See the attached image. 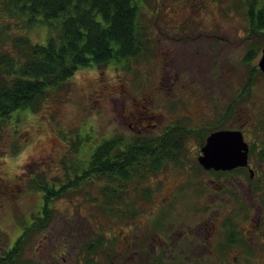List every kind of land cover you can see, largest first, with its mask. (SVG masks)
Returning a JSON list of instances; mask_svg holds the SVG:
<instances>
[{
  "label": "rangeland",
  "instance_id": "obj_1",
  "mask_svg": "<svg viewBox=\"0 0 264 264\" xmlns=\"http://www.w3.org/2000/svg\"><path fill=\"white\" fill-rule=\"evenodd\" d=\"M136 4L138 24L146 38V51L140 57L113 59L103 67L78 68L62 88L51 90L38 110L14 112L0 130V177H20L24 190L14 208L0 216L3 230L15 223L19 233L30 223L31 215L42 208L43 194L30 180L34 175L49 187L63 184L67 174L74 175L76 165L87 164L103 138L141 137L138 127L128 118L130 113H139L145 122L151 117L158 120L160 129L209 128L223 117L235 90L257 67L264 32L252 35L242 0H139ZM97 20L101 21V17L97 16ZM4 23H10L12 35H22L40 45L54 37L59 28L44 22L24 29L0 13V24ZM255 79L253 101L262 107L264 76ZM250 106V102L244 103L242 112H236L238 120ZM188 147L180 154L186 165L198 154L195 142L190 141ZM185 174L184 169L171 164L155 178L150 175L143 182L131 181L127 193L129 213L136 212L129 218L131 226L139 230L142 203L150 208L160 205L164 182L170 187ZM105 185L101 181L81 184L69 190L54 207L64 209L69 198L81 207V214H89L88 223L94 222L91 213H97L100 226L121 223V212H105ZM120 200L112 205L123 210L126 205ZM187 200V195L181 199L170 197L160 205L161 211L185 207ZM14 210L16 215L12 217L9 213ZM14 240L10 238L9 246ZM32 249V244H27L23 256Z\"/></svg>",
  "mask_w": 264,
  "mask_h": 264
},
{
  "label": "flooded vegetation",
  "instance_id": "obj_2",
  "mask_svg": "<svg viewBox=\"0 0 264 264\" xmlns=\"http://www.w3.org/2000/svg\"><path fill=\"white\" fill-rule=\"evenodd\" d=\"M259 75L264 76V72L258 66L253 67L246 82L235 90L236 95L226 105L223 117L209 128L160 129L158 120L151 117L145 122L139 113L132 112L128 118L138 127L141 137L103 138L117 142L110 150L113 159L93 160L98 145L87 164L76 165L74 175L67 174L63 184L49 187L34 175L30 180L37 192L43 194V206L31 215L30 223L19 233L14 229L15 223L8 230L0 228V264H264V105L259 107L253 101L255 78ZM249 102L251 106L238 120L236 112H242L243 104ZM218 132L241 134L247 147L244 166L218 170L200 163L207 138ZM190 141L195 142L198 154L186 165L180 154L189 149ZM145 142L150 143L147 150L155 157L144 158V169L131 177L129 162L120 157H128L130 148L145 147ZM171 164L184 169L186 174L184 178L177 177L170 187L164 182L160 205L175 195L180 199L187 195V205L161 211L159 204L150 208L142 203L139 230L136 229L129 221L130 216H136V212L129 213L130 182L146 181L150 175L155 178L164 166ZM19 178L0 177V216L7 215L6 210L13 209L23 194ZM99 181L106 184L103 199H123L122 204L126 205L123 210L113 207L114 201L106 203L105 208L108 215L121 212L124 217L121 223L100 226L97 213L90 214L94 222L88 223L89 214H81V207L69 198L64 209L54 207L69 190ZM72 182L79 185L65 188ZM52 188L61 192L47 200L46 190ZM149 196L148 191L146 200ZM9 215L14 217L15 210ZM10 238L15 239L11 246ZM30 243L33 251L25 257L24 247Z\"/></svg>",
  "mask_w": 264,
  "mask_h": 264
},
{
  "label": "trees",
  "instance_id": "obj_3",
  "mask_svg": "<svg viewBox=\"0 0 264 264\" xmlns=\"http://www.w3.org/2000/svg\"><path fill=\"white\" fill-rule=\"evenodd\" d=\"M137 1L0 0V13L24 29L44 22L59 27L54 37L40 45L22 35H12L10 23L0 24V130L14 112L38 110L51 90L62 88L78 68L103 67L113 59L140 57L146 51V38L138 24ZM242 1L252 35L264 32V0ZM115 145L114 140L104 141L93 160L113 159L110 150ZM150 147L145 142V147L130 148L128 157H120L129 162L131 177L144 169V158L155 157L148 151ZM162 148L165 151V145ZM77 185L72 182L65 188ZM46 192L48 200L61 191L52 188ZM107 203L110 205L111 200Z\"/></svg>",
  "mask_w": 264,
  "mask_h": 264
},
{
  "label": "water",
  "instance_id": "obj_4",
  "mask_svg": "<svg viewBox=\"0 0 264 264\" xmlns=\"http://www.w3.org/2000/svg\"><path fill=\"white\" fill-rule=\"evenodd\" d=\"M257 66L264 72V48L261 50ZM207 139V144L202 150L203 155L199 158L204 167L228 170L246 164L247 147L240 133L218 132Z\"/></svg>",
  "mask_w": 264,
  "mask_h": 264
}]
</instances>
